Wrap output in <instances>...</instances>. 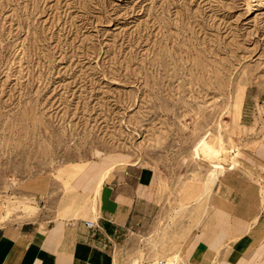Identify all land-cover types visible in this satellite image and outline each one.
Returning <instances> with one entry per match:
<instances>
[{
  "label": "rangeland",
  "instance_id": "374dc122",
  "mask_svg": "<svg viewBox=\"0 0 264 264\" xmlns=\"http://www.w3.org/2000/svg\"><path fill=\"white\" fill-rule=\"evenodd\" d=\"M131 164L159 173L137 264H194L224 189L264 213V0H0L3 224L87 217L81 172Z\"/></svg>",
  "mask_w": 264,
  "mask_h": 264
},
{
  "label": "crops",
  "instance_id": "0c3cea01",
  "mask_svg": "<svg viewBox=\"0 0 264 264\" xmlns=\"http://www.w3.org/2000/svg\"><path fill=\"white\" fill-rule=\"evenodd\" d=\"M106 166L88 167L78 177L79 192L92 197L87 217L39 215L22 224H3L1 218L0 264H137L140 249L131 232L159 198V173L135 164L124 169ZM214 202L212 216L193 240L192 262L263 264L264 238H259L253 219L260 220L264 213L234 190H222Z\"/></svg>",
  "mask_w": 264,
  "mask_h": 264
},
{
  "label": "bare ground",
  "instance_id": "6f19581e",
  "mask_svg": "<svg viewBox=\"0 0 264 264\" xmlns=\"http://www.w3.org/2000/svg\"><path fill=\"white\" fill-rule=\"evenodd\" d=\"M219 148L215 147L209 140L206 138H201L197 144L195 145V155L197 157H202L204 154L209 157V162L211 168L208 172L207 176V184L212 185L215 181L219 178L221 174H224L226 170V164L224 161L219 157L218 152ZM235 162L229 163L228 167H234ZM101 186V180L99 181L98 187Z\"/></svg>",
  "mask_w": 264,
  "mask_h": 264
},
{
  "label": "built area",
  "instance_id": "2783aa9c",
  "mask_svg": "<svg viewBox=\"0 0 264 264\" xmlns=\"http://www.w3.org/2000/svg\"><path fill=\"white\" fill-rule=\"evenodd\" d=\"M87 224L89 226H94V223L91 221H88ZM148 264H173L168 258L162 257V258H157L149 262Z\"/></svg>",
  "mask_w": 264,
  "mask_h": 264
}]
</instances>
